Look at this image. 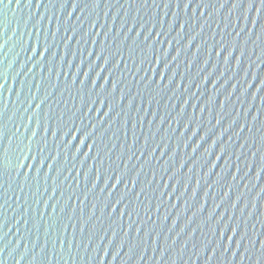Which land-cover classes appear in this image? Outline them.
<instances>
[{
    "label": "water",
    "instance_id": "water-1",
    "mask_svg": "<svg viewBox=\"0 0 264 264\" xmlns=\"http://www.w3.org/2000/svg\"><path fill=\"white\" fill-rule=\"evenodd\" d=\"M0 264H264V0H0Z\"/></svg>",
    "mask_w": 264,
    "mask_h": 264
}]
</instances>
